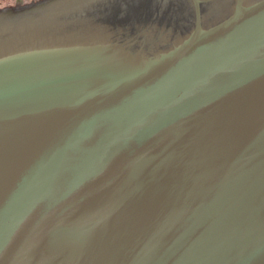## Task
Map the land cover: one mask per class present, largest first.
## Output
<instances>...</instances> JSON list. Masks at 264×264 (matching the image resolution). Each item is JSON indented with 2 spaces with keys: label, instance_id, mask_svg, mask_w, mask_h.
I'll use <instances>...</instances> for the list:
<instances>
[{
  "label": "water",
  "instance_id": "water-1",
  "mask_svg": "<svg viewBox=\"0 0 264 264\" xmlns=\"http://www.w3.org/2000/svg\"><path fill=\"white\" fill-rule=\"evenodd\" d=\"M0 264H264V0L0 12Z\"/></svg>",
  "mask_w": 264,
  "mask_h": 264
},
{
  "label": "flooded vegetation",
  "instance_id": "flooded-vegetation-1",
  "mask_svg": "<svg viewBox=\"0 0 264 264\" xmlns=\"http://www.w3.org/2000/svg\"><path fill=\"white\" fill-rule=\"evenodd\" d=\"M38 1L40 0H0V12L18 8Z\"/></svg>",
  "mask_w": 264,
  "mask_h": 264
}]
</instances>
